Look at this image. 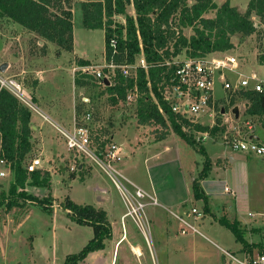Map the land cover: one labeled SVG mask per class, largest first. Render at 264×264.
Instances as JSON below:
<instances>
[{"label": "rangeland", "instance_id": "rangeland-1", "mask_svg": "<svg viewBox=\"0 0 264 264\" xmlns=\"http://www.w3.org/2000/svg\"><path fill=\"white\" fill-rule=\"evenodd\" d=\"M82 1L98 0H71V7L74 2L73 50L77 55L89 57L94 65L100 67L104 64V30L83 27L80 7ZM223 1L225 0H215L218 6ZM247 1L230 0L240 12H245ZM126 12L134 16L132 4L126 5ZM214 13V11H210L205 15L213 17ZM250 18L257 26L255 32L247 36L239 34L231 36L233 46L228 52L241 59L242 64L239 67L241 73L244 75L256 73L264 82V18L254 12L251 13ZM114 19L118 23L125 20L124 15L121 18L115 16ZM183 32L186 37L194 34L191 28H186ZM217 53L212 52V54ZM74 60L72 51H63L55 43L27 31L11 19L0 17V65L7 64L6 69L0 71L2 77L20 83L30 94L34 103L36 101L34 88L37 83H46L47 87L44 86L42 92L50 94L49 88H58V86H61L62 92H69L75 77L84 81L86 84L82 89L83 93L77 97L78 115L91 110L94 125H102V133L108 138L107 140L111 141L112 136L115 142L122 146L123 159L114 165L116 168H119L136 185L147 190L151 176L149 167L165 164L166 175L173 182L172 178L174 175L177 176L176 168L180 166L187 183L191 185V178L198 177L205 156L173 130L168 131L163 139H157V135L161 134L164 128L155 123H151L150 127L156 125L157 128H153L148 134H145L151 135L152 145L146 142L133 152L137 143L136 124L143 125L136 122L135 99L112 104L108 93L104 91L105 87L97 84L91 75L83 74L81 68H74ZM229 77L235 80L237 73H232ZM216 83L218 84L215 87L214 96L217 104H224L226 110L229 111L230 100L227 103L224 90L219 86L218 80ZM82 97H88L90 100L85 102ZM244 101H246L245 98L237 96L233 106L238 105L243 108ZM34 112L32 111V116L35 117L37 114ZM245 116L250 115L244 114V119H246ZM198 118L205 125L212 124V118L207 115ZM221 119L223 116L216 118L217 121ZM250 120L257 127L260 126L255 117H251ZM43 122L52 132L53 129L48 122ZM139 130L142 132L141 127ZM260 132L264 140V127L260 128ZM216 135H220V133L218 132ZM201 144L205 147L210 161L213 160L214 154H218L225 163L229 162L228 156L237 157L236 152L225 145L219 137L215 140L206 137ZM62 149L66 152L65 147ZM152 154L157 156L144 162V158L152 156ZM36 155L42 160L43 169L41 171H48L50 175V186L34 185L32 180L27 178L24 189L32 199L19 198L17 199L18 204L11 209H7L4 202L13 198L9 195L12 173L7 168L1 169L5 175L0 176V201H3V204H0V264H64L67 255L77 253L83 247H80L81 242L86 244L93 236V228L88 225H79L71 219L70 211L64 208L67 199L77 204H91L98 209L105 210L109 226L114 224V226L120 227L125 224L131 227L130 231L133 234L131 238L144 250L143 257L139 258L138 262L141 259V262L146 261L145 264H223L221 252L216 253L209 246L212 245V242L232 253L239 261L245 260L247 255L241 251V243L235 240L229 229L217 221L224 212H229L228 215L232 219H238L242 232H244V238L248 242L256 243L252 253L254 257L258 255V252L264 251V156H253L252 160L244 158L245 162L242 166L236 164L232 165V168L212 169L214 174H217V171L220 172L221 179H232L234 169H236L237 172L239 171L245 176V187H242L240 207L238 209L239 205L237 206L236 213L231 206L218 201L222 196L213 194L207 199L210 213L206 214L204 219L193 220L192 217H188L189 222L205 236L194 234L193 240L199 245H197L198 250L193 251L189 246H185V249L182 247L184 245L181 240H187L188 236L180 235L181 232L178 230L180 221L175 215L181 216L183 213L175 207H164L168 205L160 196H154L156 204H147L143 208L141 228L132 217L122 218V213L126 211L124 200L108 174L96 163L87 157L78 158L76 161L77 163L83 162V168L70 171L68 169L71 164L69 158L53 161L34 150L28 155L27 160ZM60 165H63V168H60ZM121 181L133 189L130 184L122 179ZM177 184V182L171 183V185L162 184L159 191L165 193L173 188V192H178L180 189ZM142 201L147 203L150 199L145 197ZM231 201L234 202L232 199ZM204 203L203 199H195L190 193L188 199L186 198L185 212L191 211L192 207L203 212ZM167 235L177 238L173 244L166 242ZM116 238L112 237L111 232L109 238L104 239V255H108L109 250L116 246ZM124 246L123 244L119 249H116L113 264H125L124 260L122 261L124 255L127 254ZM127 255L131 259V264L138 263L137 258L131 252ZM237 259L229 261L227 258V264H240Z\"/></svg>", "mask_w": 264, "mask_h": 264}, {"label": "trees", "instance_id": "trees-1", "mask_svg": "<svg viewBox=\"0 0 264 264\" xmlns=\"http://www.w3.org/2000/svg\"><path fill=\"white\" fill-rule=\"evenodd\" d=\"M127 4L133 5L134 16L126 12ZM80 7L83 27L104 30V57L107 62L113 60L115 63H133L142 53L147 64L146 70L143 67L137 68L135 79L124 77L117 70L115 85H105L104 88L105 92L112 95L109 97L112 104L124 100L127 89H132L136 84L139 91L135 110L137 122L155 123L164 128L162 133L157 135V139H163L170 128L183 137L188 144L197 148L205 156L198 179L206 177L211 161L204 146L201 141L195 140L192 133L181 129V125L176 123L168 105L161 99L157 83L167 71L162 63L165 59L180 53L184 48L189 56L229 50L233 46L231 36L237 34L247 36L255 32L257 26L250 15L254 12L264 18V0H249L245 12H240L235 6H231L229 0H225L219 6L215 0H98L83 1ZM210 11L215 12L214 16L206 17L205 14ZM119 14L124 15V23L115 21V16ZM72 15L71 0H0V17L11 19L27 31L69 52L73 49ZM188 27L194 31V34L186 37L183 35V29ZM113 36L117 41L115 53L109 45ZM170 43L172 50H170ZM75 60L78 65L89 64L88 60L79 57ZM171 70L169 69L167 73ZM74 83L79 86L86 84L77 77L74 78ZM147 83L151 84L150 89ZM150 91L166 112L169 125L159 112ZM238 94L230 97L229 107L234 104L237 96L245 98L249 101L245 113L256 115L260 121H263L264 91L260 93L245 90ZM78 113L77 108L76 115ZM30 117V109L7 89L0 86V159L4 161L1 166L12 173L9 195L13 198L4 202L7 209L16 206L19 198L32 199L24 189L27 178H30L34 185L50 186L48 171L27 172L26 170V163L31 158L27 160L28 155L33 151ZM184 122L189 124L187 120ZM219 122L216 120V123ZM190 126L191 130L207 131L211 135L225 129L224 126L209 127L199 123H192ZM198 179L192 182L193 195L195 199L205 201L204 211L207 212V197ZM0 204H3V201H0ZM64 208L70 211V217L74 222L93 228V237L82 249L65 258L64 264H76L89 252L103 247L104 239L111 235V228L103 209H98L91 204H77L70 199L66 200ZM217 221L233 233L235 240L242 245V252L249 256L253 255L256 243H249L244 238V232L238 220L221 215ZM260 252L258 253L264 254V251Z\"/></svg>", "mask_w": 264, "mask_h": 264}, {"label": "built area", "instance_id": "built-area-1", "mask_svg": "<svg viewBox=\"0 0 264 264\" xmlns=\"http://www.w3.org/2000/svg\"><path fill=\"white\" fill-rule=\"evenodd\" d=\"M176 34H178L177 31ZM109 45L112 48V52L115 53L117 50L115 36L110 39ZM169 46L170 50H172V45L169 44ZM162 64L166 66L167 71L166 75H162L160 82L157 83L158 91L160 92L162 101L168 105L176 123L181 125L183 131L192 133L195 140L199 142H202L206 137H211L212 140H215V137L207 131L191 130L190 125L192 123L205 125L199 121L198 117L207 115L212 118V124L207 126H224L225 129L220 132V136L223 143L232 150L259 156L264 154V144L252 138L253 125L248 121L245 122V126L235 125V123L230 124V121H234V113L232 110L224 111L225 105L217 104L218 102L214 96L217 80L224 90L227 103L230 97L240 91L254 90L260 93L264 91L263 81L255 74L244 75L239 71L241 59L237 55L222 51L217 54L210 52L203 55L189 56L184 48L177 55L165 59ZM138 67L147 69V64L142 53L136 57L133 63H115L113 60L107 62L104 59L102 66L98 67L94 64L86 65L81 67V71L91 75L97 81V84L105 87V85H115L117 70L124 77L135 79ZM169 69L172 70L170 73H167ZM230 73H237L235 80L229 77ZM105 80L108 82L107 84L104 82ZM251 82H253L252 86H250ZM0 86L7 89L30 110H36L30 94L20 83L12 79H6L0 75ZM147 86L150 89L151 84L147 83ZM150 94L153 101L157 104L159 112L165 117L169 125L166 112L162 109L152 91H150ZM110 96L112 95L108 94V97ZM138 96L139 91L137 90V85L134 84L132 89H127L125 99L119 100L117 103L128 102L133 100V98L136 101ZM217 116L225 117L221 123H216ZM184 120H187L189 124H186ZM93 122V112L88 110L83 113L81 118L71 128L57 127L69 153L68 158L71 164L68 169L75 171L83 168V162L77 163L76 159L78 158L84 159L87 157L96 163L108 174L124 200L126 211L123 213L122 218L132 217L135 223L141 227V223L143 222V208L147 204H156L157 201L141 188L133 185L134 188L130 189L121 181L122 179L130 184L114 166L122 159V146L115 141L107 140L108 138L102 133V125H94ZM226 124L228 125L226 126ZM3 163L4 161L0 159V165ZM60 168H63V166H60ZM42 169V160L39 156L31 157L26 163L27 172ZM61 171L63 170L61 169ZM4 175L5 172L0 170V176ZM224 189L225 191H229L227 187ZM145 197H148L150 201L147 203L142 201ZM175 216L181 223L180 232L185 234L188 231L197 230L189 222L188 217H192L193 220L200 219L203 217V212L192 207L191 211L184 212L181 216ZM225 254L236 260L231 253L225 251ZM237 261L240 264H264V254L258 253L255 257L253 255H247L245 260L239 261L237 259Z\"/></svg>", "mask_w": 264, "mask_h": 264}, {"label": "crops", "instance_id": "crops-1", "mask_svg": "<svg viewBox=\"0 0 264 264\" xmlns=\"http://www.w3.org/2000/svg\"><path fill=\"white\" fill-rule=\"evenodd\" d=\"M248 1L246 3L245 7H247ZM74 2L72 3V7H71L72 14H73ZM229 2H230V0H229ZM230 5L234 6L231 2H230ZM72 17H73V15H72ZM117 17L121 18L122 15L121 14L117 15ZM206 17H212V16H206ZM124 21L121 23H124ZM188 28H190V27H188ZM184 29H186V28H184ZM184 35H185V33H184ZM229 50H226V52H228ZM63 51H65V50H63ZM214 52H222V51H214ZM228 53H230V52H228ZM72 54H74V59L76 57H79V58L88 60L89 64H87V65L93 64L92 59H90L89 57H86V56L77 55L76 53H74L73 49H72ZM104 59H105V57H104ZM83 66H86V65H78V63H76V60L73 61V67L74 68L75 67L81 68ZM230 74H232V73H230ZM251 74L256 75V73H251ZM263 85H264V82H263ZM44 86L47 87L46 83L41 82V83H37L36 87L34 88V92H35L34 94H35V98H36V101L34 103L36 106V110L34 113H36L37 115L35 117L32 116L33 110H30V112H31L30 127H31V131H32L31 132V135H32L31 141L33 143V151L36 150L42 156L47 157L53 161H56L57 159H60V158L61 159L66 158L67 159L69 153L66 149L64 139H63L62 135L58 132L57 127L69 129L83 115L84 112L78 116L76 115V103H77V97L80 96L81 93H83L82 89L84 86H79V85H76L75 83H71V88H70L69 92H62L61 86H58V88H52V89L49 88V91H51L50 94H46V93L42 92V88ZM219 86H220V84H219ZM250 86H252V83H250ZM82 99L85 100V102L90 100L88 97H86V98L82 97ZM247 101L248 100L243 102V104H242L243 108H240L238 105H235V106H238L239 117L238 118L235 117L234 121H232V122L230 121V124L235 123V125H242V126L244 125L245 126V122L248 121L249 123H251L253 125L252 138H254L255 140H257L263 144L264 140L262 139L263 136L260 132V128L264 127V113L262 116L263 121H260L256 115L247 116L248 118L245 116L246 119H244V114L246 115L245 110L249 106V101L248 102ZM247 104H248V106L245 107V105H247ZM230 107L231 108L229 110H232V108L234 106L232 105ZM262 107H264V106H262ZM224 111H227L225 109V107H224ZM251 117H255L256 119H258L259 124H260L259 127H257L256 124L252 123V120H250ZM43 121L48 122V124L53 129L52 132L44 124ZM221 121H223V119H221L219 123H221ZM227 125L228 124H226V126ZM150 126H152V125L151 124L150 125L149 124H143V125L136 124L135 130L136 129L137 130H136L135 134L137 136V143H136L134 149L132 150L133 152L135 149H138V147H141V144H145L146 142L149 143L150 145H152V141H150L151 135L150 134L145 135V134H148L150 130H152L153 128H157V126L156 125H154L153 127H150ZM140 127L142 128V132L139 130ZM257 128H258V130H257ZM170 130L171 129L169 128L168 131H170ZM113 134L115 136V132ZM216 134L212 135V136L215 138L219 137L221 139V136L216 135ZM110 139H111V141H115L114 137H112V136ZM63 146L65 147L66 152L63 151V149H62V148H64ZM232 151L236 152L237 157H235L233 155L228 156V159H229L228 163L223 162L222 158L218 154H214L213 155L214 158L212 157L213 160L211 161V167H210V170L208 172L209 175L207 174L206 177L198 179V182L202 186V191L204 189L203 192H204L205 196L207 197V199H209L208 197L212 196L213 194L220 195L222 197H220L219 198L220 200H218V201L226 204L227 206H231L232 209L236 213L237 206L239 205L238 209L240 207L239 200L241 197L242 187H245V181H246L245 176L240 174L239 171L237 172L236 169H234V175H233L232 179L231 178H222L221 179L219 176L220 172L217 171L216 172L217 174H214L212 172V169L218 168V170L219 169L221 170L222 168H224V169L232 168V165H236V164H240V166H242L245 162L244 158H247V160H249L253 156H259V155H254V154L242 152V151H234V150H232ZM153 156H157V155L152 154V156L145 157L144 162H147ZM261 156H264V154ZM122 159H123V157H122ZM122 159L119 162H121ZM214 159H215V161H214ZM60 166H63V165H60ZM164 166H165V164L164 165H155V166H151L148 168V169H150L151 176H150V183L148 186L149 188L147 187L148 188L147 190H144L140 186L136 185L132 180L127 178L119 168H117V169L122 173V175L125 177V179L130 183V185L132 184L131 185L132 188H134V186L139 187L142 190H144L146 193H148L149 196H152V197L160 196L161 199L165 202V204L168 205V206H164V207H169V208L175 207L178 210H180L181 213H184L186 211V209L184 208L185 203H186V198L188 199V196L190 195V193H192V196L194 197L193 189L191 190L192 184L190 185L189 183H187L186 178L184 177V174H183L180 166H177V168H176L177 169L176 170L177 176L174 175V177L172 178L173 179V182H172L171 178L167 177ZM171 167H172V165L170 166V169H171ZM2 168H4V167H2L0 165V170ZM4 169H6V168H4ZM197 178L198 177H192L191 183L193 182L194 179H197ZM175 182L178 183L177 186H179V189H180V190H178V192H173L172 191V190H174L173 188H172V190H169L165 193H163L162 191H159L160 186L162 184L171 185V183H175ZM177 186H176V188H177ZM190 186H191V188H190ZM225 187H227L229 189V191H225V189H224ZM215 197H217V196H215ZM230 198L234 201L233 203H232ZM104 200H107V198H104ZM233 204H234V206H233ZM224 210H225V208H224ZM209 213H210L209 207H208L207 212L204 211V208H203V217L202 218L204 219L206 214H209ZM228 214H229V212H224L221 215H226L229 219H232ZM234 219L238 220L237 218H234ZM196 220H198V219H196ZM110 227H111L112 237L114 239L117 237L115 240L116 246H114L113 248H111L109 250L108 255H104L105 246L102 249L91 251L78 264H113L114 260H115L116 249H119L123 244L125 245L124 247H126L127 254L131 252L135 256V258H137L136 259L137 262H138L139 258L143 257L144 250L142 249L140 244H138L136 241H134V239L131 238V235H133L130 231L131 227H129L128 225H125V224L121 225L120 227L114 226V224H111ZM178 227H179L178 230H180L181 223ZM198 233H199L198 229L196 231H188L185 234L180 233V235L188 236L187 240H184V241L181 240L182 245H184L182 247L185 249L186 248L185 246H189L190 249H192L193 251H197L198 250L197 245H199V244H197L196 241L193 240L194 234H197L199 236H203L201 233H199V234ZM203 237H205V236H203ZM176 239L177 238L174 237L173 235H167L166 242L168 241V243L173 244V241ZM84 245L85 244H83V242H81L80 247L84 246ZM212 245H209V246L216 253L221 252V254H222L221 258L223 259V264H227V258L229 259V261L235 260V259H232L228 255L225 254V251L226 252H229V251L224 250L223 248L218 246L216 243L212 242ZM142 250H143V252H142ZM127 254L124 255V257L122 258V261L124 260L125 264H131V259H130L129 255H127ZM245 254H247V253H245ZM231 255H233V254L231 253ZM145 263H146V261L141 262V259H140V262H138L137 264H145Z\"/></svg>", "mask_w": 264, "mask_h": 264}, {"label": "water", "instance_id": "water-1", "mask_svg": "<svg viewBox=\"0 0 264 264\" xmlns=\"http://www.w3.org/2000/svg\"><path fill=\"white\" fill-rule=\"evenodd\" d=\"M6 67H7V64L6 63H2L1 65H0V71H4L5 69H6ZM106 84L108 83L106 80L104 81ZM248 106V104L247 105H245V107H247ZM262 106H264V101H262ZM223 110V109H222ZM223 112V111H222ZM232 112L234 113V115H235V117L236 118H238L239 117V109H238V106H234L233 108H232Z\"/></svg>", "mask_w": 264, "mask_h": 264}]
</instances>
